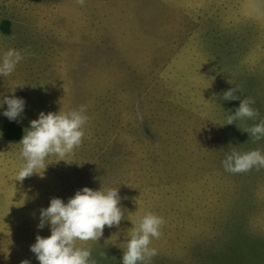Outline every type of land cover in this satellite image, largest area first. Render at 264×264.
<instances>
[{"label":"rangeland","instance_id":"374dc122","mask_svg":"<svg viewBox=\"0 0 264 264\" xmlns=\"http://www.w3.org/2000/svg\"><path fill=\"white\" fill-rule=\"evenodd\" d=\"M8 49L23 59L0 76V264H40L31 246L51 235L41 209L85 187L119 188L125 215L98 242L77 241L97 264H122L148 212L166 221L151 264H264V169L222 164L264 153L243 131L264 119V0H0V57ZM234 86L256 120L228 125ZM5 97L26 102L23 136L41 112L85 105L82 146L17 181L22 139L3 136Z\"/></svg>","mask_w":264,"mask_h":264},{"label":"clouds","instance_id":"9594fccd","mask_svg":"<svg viewBox=\"0 0 264 264\" xmlns=\"http://www.w3.org/2000/svg\"><path fill=\"white\" fill-rule=\"evenodd\" d=\"M85 0H77L81 6ZM23 56L16 49H8L0 57V76L8 77L16 70ZM241 90L234 86L223 94L226 101L240 100L235 114L228 116V125L236 120H256L259 110L252 107L255 100L250 97L241 99ZM25 101L20 98L4 99L8 109L3 115L10 121H18L25 110ZM87 108L81 105L78 109L59 113L41 112L39 118L30 122V129L26 130L22 140L20 155L25 161L17 173V181L39 174L38 169L45 170L46 159L52 156L65 161V157L74 155L83 144L86 135V125L89 117ZM250 135L253 142L264 139V119L243 130ZM226 172L243 174L264 169V153L259 149L248 152L232 151L222 162ZM44 172V171H43ZM121 197L119 188L93 190L85 187L77 191L73 198L65 203L60 198H53L50 206L41 209L38 227L43 229L50 225L51 235L48 238L37 235L36 243L31 251L36 255L40 264H97L92 258L91 247L78 246L77 241L98 242L104 234L105 226L119 228L125 219L124 210L120 207ZM166 221L163 217L146 213L134 227L128 231L126 249L123 250L122 264H151L158 255L157 249L151 247L153 239H160L162 228ZM102 255L106 256L105 253ZM21 264H30L24 260Z\"/></svg>","mask_w":264,"mask_h":264},{"label":"trees","instance_id":"16d2710c","mask_svg":"<svg viewBox=\"0 0 264 264\" xmlns=\"http://www.w3.org/2000/svg\"><path fill=\"white\" fill-rule=\"evenodd\" d=\"M27 1L39 3V2L47 1V0H27ZM56 1H58V0H56ZM2 28L5 32H8L9 31V23L3 22ZM2 132H3V136L6 138V140H9V141H18V140L22 139V137H23L22 127L16 121L6 122L3 125Z\"/></svg>","mask_w":264,"mask_h":264},{"label":"bare ground","instance_id":"6f19581e","mask_svg":"<svg viewBox=\"0 0 264 264\" xmlns=\"http://www.w3.org/2000/svg\"><path fill=\"white\" fill-rule=\"evenodd\" d=\"M55 1H56V0H55ZM46 2H47V1H46ZM3 139H4V138H3ZM3 139H2V140H3ZM6 142H7V141H6Z\"/></svg>","mask_w":264,"mask_h":264}]
</instances>
